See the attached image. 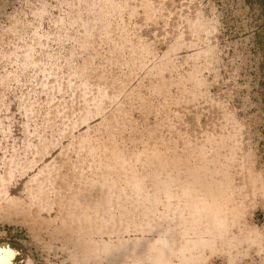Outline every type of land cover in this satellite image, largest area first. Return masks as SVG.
I'll return each mask as SVG.
<instances>
[{"label":"rangeland","instance_id":"rangeland-1","mask_svg":"<svg viewBox=\"0 0 264 264\" xmlns=\"http://www.w3.org/2000/svg\"><path fill=\"white\" fill-rule=\"evenodd\" d=\"M0 245L264 264V0H0Z\"/></svg>","mask_w":264,"mask_h":264},{"label":"bare ground","instance_id":"bare-ground-1","mask_svg":"<svg viewBox=\"0 0 264 264\" xmlns=\"http://www.w3.org/2000/svg\"><path fill=\"white\" fill-rule=\"evenodd\" d=\"M159 242H162V239H159ZM15 251L16 250H12L11 247H8L6 245H0V264H13V262L16 261L15 257L17 255Z\"/></svg>","mask_w":264,"mask_h":264}]
</instances>
